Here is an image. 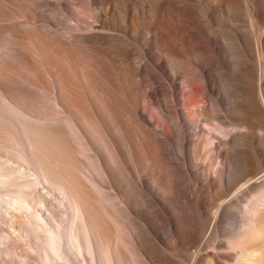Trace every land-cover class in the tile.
<instances>
[{
	"label": "bare ground",
	"instance_id": "1",
	"mask_svg": "<svg viewBox=\"0 0 264 264\" xmlns=\"http://www.w3.org/2000/svg\"><path fill=\"white\" fill-rule=\"evenodd\" d=\"M2 31L11 264L33 247L46 264H264V0H0Z\"/></svg>",
	"mask_w": 264,
	"mask_h": 264
},
{
	"label": "rangeland",
	"instance_id": "2",
	"mask_svg": "<svg viewBox=\"0 0 264 264\" xmlns=\"http://www.w3.org/2000/svg\"><path fill=\"white\" fill-rule=\"evenodd\" d=\"M67 14H65V15H60V17H62V18H64V20H62V25H63V23H65V25H66V23H69V21H71L70 20V18L71 19H73V21H74V17L73 16H69V15H67ZM70 17V18H69ZM67 18V19H66ZM64 26V25H63ZM0 34L2 35L3 34V31L2 32H0ZM7 59H10L9 57H7ZM11 63H15L14 61H12L11 59L9 60ZM180 98H181V106H182V108H183V112L185 113V114H187V112H186V109H184L185 108V105H184V98H183V96H182V94L180 95ZM150 113H153V114H155L157 117H159V118H161L160 117V115H159V113H158V111H157V109H156V107H152L151 108V110H150ZM42 192H44L45 190H41ZM48 197H50V195H48ZM51 198V197H50ZM54 202H55V200H54ZM50 206V205H49ZM61 208V207H60ZM62 210H66L65 208H61ZM68 213V214H67ZM67 213H60V215H63V217L62 218H64V220H65V222H68V231H69V237H71V240L69 239V237L67 236V238H68V240L71 242V243H73V244H75V241H74V239H73V237H72V229H73V227H74V223H75V219L73 218V217H71L72 215H71V213L69 212V211H67ZM5 227V225L4 224H2V223H0V229H2V228H4ZM3 234V233H2ZM2 236V235H1ZM72 239H73V241H72ZM3 239L0 237V248L1 249H4V247H5V245H6V242H4V241H2ZM74 247V246H73ZM38 248V247H37ZM36 247L34 248H32V249H30L29 251V253H30V255L33 257L31 260H32V262L33 263H35V264H46L45 263V257H44V254H43V251L41 250V248H39L38 250H36L37 249ZM74 251L77 253V250H76V248L74 247ZM17 252H19V251H17ZM7 251H5V253L4 252H2L1 253V251H0V261H2L3 262V264H11L10 262H9V260L12 258V257H15L17 260H19V258H22L21 256H19V255H16L15 253V255L13 254V253H11L10 255H9V253H7ZM79 253V252H78ZM20 255H22V253H20ZM85 259H87L88 258V254L85 252ZM8 257H11V258H8ZM80 257H81V259H80ZM4 258V259H3ZM78 263L79 264H85V263H90L89 262V260H86V262L84 261V257H82L81 256V254L79 253L78 254ZM60 261H62L61 263H63V264H67L66 263V261L65 260H60ZM88 261V262H87Z\"/></svg>",
	"mask_w": 264,
	"mask_h": 264
}]
</instances>
